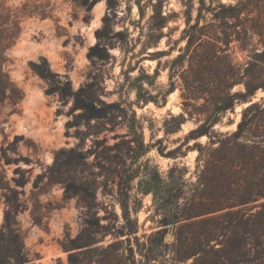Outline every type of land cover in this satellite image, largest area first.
<instances>
[{
    "label": "rangeland",
    "instance_id": "1",
    "mask_svg": "<svg viewBox=\"0 0 264 264\" xmlns=\"http://www.w3.org/2000/svg\"><path fill=\"white\" fill-rule=\"evenodd\" d=\"M155 1L97 0L88 9L82 0H0L2 18L15 33L5 49L4 70L21 91L17 102L5 100L0 106V172L8 187L0 188V226L9 197L18 205L15 219L35 264H66L68 252L63 245L80 233L87 235V221L95 218L108 232L95 234L99 241L93 247L114 242L116 247L110 251L119 248L127 255L130 244L136 264H202L193 257L177 259L175 226L163 232L167 245L157 244L156 231L161 228L157 168L165 177L171 166L181 167L187 193L197 178L198 152L193 143L205 144L208 137L190 140L188 147L176 150V158L159 152L179 145L197 122L185 114L178 131L164 132L165 120L182 112L180 78L173 76L170 90L169 75L175 67L172 60L185 43L180 38L186 26L185 6L181 0H160L166 24L152 29ZM196 7L195 2L191 22ZM92 46L104 56L90 55ZM233 51L236 61L244 59L243 52ZM42 57L60 84L68 82L72 90L86 89L93 98L115 103L107 120L89 123L90 129L102 124L107 129L97 136H80L89 127L76 118L79 110L73 109L72 98L48 93V81L30 66ZM240 89L235 86L233 91ZM31 91L38 96L29 106ZM252 100H264V91L258 90ZM244 106L236 103L215 129L234 130ZM70 149L85 156L69 161ZM17 167L20 171L15 172ZM20 177L23 183L17 185L14 179ZM80 181L89 185L91 197L65 191L66 184ZM119 189L126 194L130 217L136 220L131 235L117 232L124 224ZM213 257L203 264H222L221 258Z\"/></svg>",
    "mask_w": 264,
    "mask_h": 264
},
{
    "label": "trees",
    "instance_id": "2",
    "mask_svg": "<svg viewBox=\"0 0 264 264\" xmlns=\"http://www.w3.org/2000/svg\"><path fill=\"white\" fill-rule=\"evenodd\" d=\"M96 1L82 0V3L89 9ZM195 2L196 15L191 22ZM159 3L160 0H156L151 5L152 29H161L166 24L167 16L162 14ZM181 3L185 6L186 26L180 38L185 43L172 60L175 67L169 79L172 90L173 76L180 78L182 112L170 115L163 127L165 133L178 131L186 117L195 118L197 125L179 145L165 153L159 152L176 158V150L190 140L207 136L208 141L193 143L198 152L197 178L190 183L192 187L187 193L188 184L181 167L171 166L165 177L157 168V213L161 227L156 231L157 244L167 245L163 232L172 225L175 226L173 243L176 242L180 261L193 257L203 264L214 256L213 259L221 258L222 264H264V100H252L258 90L264 91V0H209L208 3L181 0ZM11 27L0 11V106L5 100L15 103L21 97L20 89L4 70L5 49L15 34ZM157 38L160 36L155 41ZM235 48L244 53L242 61L234 59ZM88 53L104 56L96 46L90 47ZM185 62L186 67L182 68ZM30 66L48 81V93L58 92L72 98L73 109L79 110L76 118L87 127L91 120L108 119L115 103L93 98L86 89L72 90L68 82L60 84L43 57L39 63L30 62ZM235 86L242 89L233 91ZM236 103L246 104L236 128L232 131L215 129L221 116ZM103 129H107L104 124L89 127L80 136H97ZM67 153L72 156L69 161L73 162L85 156L81 150L70 149ZM14 171L20 170L17 167ZM19 179H14L17 185L23 183V177ZM3 185L7 187L0 172V188ZM65 191L91 197L85 181L68 183ZM118 194L124 224L117 232L131 235L136 232V220L130 217L126 194L120 189ZM5 203L0 226V264H35L28 257L15 219L18 205L9 197L5 198ZM85 231L87 235L80 233L63 245L68 252L66 264H136L130 244L127 255L119 248L111 252L110 249L116 247L114 242L105 247L92 246L99 241L95 234L104 236L108 232L97 218L87 221Z\"/></svg>",
    "mask_w": 264,
    "mask_h": 264
},
{
    "label": "bare ground",
    "instance_id": "3",
    "mask_svg": "<svg viewBox=\"0 0 264 264\" xmlns=\"http://www.w3.org/2000/svg\"><path fill=\"white\" fill-rule=\"evenodd\" d=\"M20 48L21 49H25V47H24V45H21L20 46ZM32 92V91H31ZM35 92H32L30 95H29V101L27 102L28 104H29V106H32L33 105V103L36 101L35 99H36V97L38 96L37 94H34ZM36 93H38V92H36ZM35 100V101H34ZM34 101V102H33ZM22 128L24 127V126H21ZM24 129V128H23Z\"/></svg>",
    "mask_w": 264,
    "mask_h": 264
},
{
    "label": "water",
    "instance_id": "4",
    "mask_svg": "<svg viewBox=\"0 0 264 264\" xmlns=\"http://www.w3.org/2000/svg\"><path fill=\"white\" fill-rule=\"evenodd\" d=\"M166 238H167V239H170V236H169V235H167V236H166Z\"/></svg>",
    "mask_w": 264,
    "mask_h": 264
}]
</instances>
